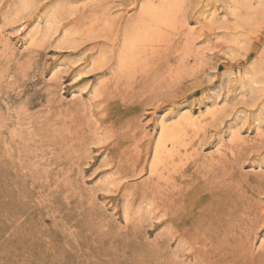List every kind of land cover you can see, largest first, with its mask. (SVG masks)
<instances>
[{"label": "rangeland", "instance_id": "rangeland-1", "mask_svg": "<svg viewBox=\"0 0 264 264\" xmlns=\"http://www.w3.org/2000/svg\"><path fill=\"white\" fill-rule=\"evenodd\" d=\"M139 1L0 0V264H264V13L182 0L131 70L94 69ZM57 3L79 45L23 47ZM179 110L199 126L151 172L158 118Z\"/></svg>", "mask_w": 264, "mask_h": 264}, {"label": "bare ground", "instance_id": "bare-ground-1", "mask_svg": "<svg viewBox=\"0 0 264 264\" xmlns=\"http://www.w3.org/2000/svg\"><path fill=\"white\" fill-rule=\"evenodd\" d=\"M181 1L182 0H157V1L146 0L143 2L139 1V3L136 6L138 11H136L137 15L135 19L133 20L132 18H130L132 19V21L130 20L131 22H129V25L127 24L126 26H124V28H122L123 31L121 30L122 38H121V42L119 43L120 45L118 44L119 47L117 51L116 52L114 51L115 54H111L109 57L108 54L110 52L108 51L109 50L108 48L107 50L100 49L98 54L91 58V66L94 69L103 68L107 64V61L113 59L114 66L111 67L110 70L115 72L131 70L130 67L136 64L138 59H141L139 58V56L142 53V50L144 51V48H146L147 46L149 47V45L154 42L157 36L160 35L161 30H163V27L166 28L170 25H173L177 17V13H179L180 11L179 6ZM221 1L223 3L222 5L224 6V8L228 9L229 12L232 15H234L237 18V20L240 21H244V20L247 21L248 19H251L250 12L251 13L257 12V14L264 13V0H221ZM253 1H255V3ZM35 6H37L36 3H33L32 1H24L20 6H18L15 10H13V12H11L10 15L8 13L9 15L8 21L10 23L12 22L16 23V21L18 22V20L22 18L24 13L26 14V12H30L32 8L34 9ZM64 12H66L64 7L61 6V4L59 5L58 3L44 10L42 15L37 16L38 18L34 21L33 24H31L29 28H27V31L24 33L22 38L23 47H26L27 45L31 46V44L34 45V43H36L39 38L53 37L58 33H61V35L58 37L59 39L57 38L58 47H64L65 45H67V47L72 48L74 45L75 46L79 45L78 44L79 41L74 37L75 34L77 33H78L77 35H79V33L87 34V32L82 28L81 31L79 30V28L78 29L74 28L72 30L67 27H62L61 24L64 18L63 17ZM23 22L22 23L20 22L19 24L16 23L17 26L14 27V30L20 32V30H22L23 28ZM105 24H108V22H106ZM83 30L85 32H83ZM162 35L163 34H161V36ZM235 42H239V40L238 41L235 40ZM140 67L142 66L140 65ZM257 73H258V69L254 68L253 71L249 73L251 74L249 79L242 83L243 87H245L246 85L249 86V90H247L246 95H249L251 93L252 84L257 82ZM217 112L218 111H216L213 115L216 116L218 114ZM259 117L261 116H258V118ZM169 119L170 118L167 119L163 115L161 116V118L160 117L158 118L159 122H158L157 136L155 137V141L150 153L151 154L150 156H152L150 158L151 159L150 164H148L151 172L156 171L158 166L162 164L167 158H171L174 154H176L179 151V145L180 144L185 145L186 143L184 142L186 130L189 129V127L190 128L197 127L199 126L198 124L200 123L199 117L196 116L191 110L189 111L185 110L184 112H181L179 110L178 112L173 114V116L171 117V121H168ZM237 132L238 129L236 130L232 128L231 133L233 136L236 137L237 135H239V133L237 134Z\"/></svg>", "mask_w": 264, "mask_h": 264}]
</instances>
